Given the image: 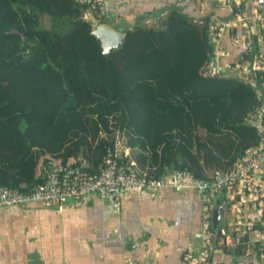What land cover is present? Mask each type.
Returning <instances> with one entry per match:
<instances>
[{"label":"trees","instance_id":"1","mask_svg":"<svg viewBox=\"0 0 264 264\" xmlns=\"http://www.w3.org/2000/svg\"><path fill=\"white\" fill-rule=\"evenodd\" d=\"M88 13L104 23L79 0H0V185L43 183L45 156L94 171L117 142L130 150L121 161L146 178L188 170L204 179L258 143L257 90L206 71L212 14L194 20L175 8L157 26L139 22L107 57ZM223 251L234 260L213 264H240L241 249Z\"/></svg>","mask_w":264,"mask_h":264},{"label":"crops","instance_id":"2","mask_svg":"<svg viewBox=\"0 0 264 264\" xmlns=\"http://www.w3.org/2000/svg\"><path fill=\"white\" fill-rule=\"evenodd\" d=\"M107 26L121 33L141 22L157 26L169 11L178 8L194 20L217 14L223 21H232L236 4L232 0H107ZM237 8V7H236ZM85 18L99 26L91 14ZM238 30L228 29L220 42L221 65H231L241 50L233 37ZM234 74L233 72H227ZM119 155L129 156L128 149L116 144ZM124 149V150H123ZM50 160L45 156L36 169L43 178ZM76 160H70L74 163ZM82 165L90 168L82 160ZM132 160H129V162ZM223 207L215 230L224 229L233 241L225 249L244 253L240 264H264L253 253L252 235L236 237L233 214ZM253 221L256 210L246 211ZM261 228L260 225L256 229ZM203 211L199 196L190 189L166 187L140 195L125 193L118 203L96 194L83 201L70 199L61 210L31 204L19 209H0V264H187L184 253L198 250L203 243ZM214 262H232L234 258L219 251Z\"/></svg>","mask_w":264,"mask_h":264},{"label":"built area","instance_id":"3","mask_svg":"<svg viewBox=\"0 0 264 264\" xmlns=\"http://www.w3.org/2000/svg\"><path fill=\"white\" fill-rule=\"evenodd\" d=\"M232 1L237 7L232 21H223L217 14H212L207 21L214 54L206 71L211 76L233 72L257 90L260 104L252 113L249 123L258 130L260 138L256 145L248 148L236 160L229 172H217L200 179L188 170H169L161 178H146L140 174L133 161H121L116 146L106 151L94 171L50 159L45 166L43 183L32 190L0 185V209H19L38 204L43 208L61 210L70 199L83 201L94 194L118 203L128 191L145 195L166 187L186 188L199 196L203 211V243L198 250L188 249L184 253L187 264H213L214 255L232 244L233 239L226 230H216L219 233L217 237L213 229L215 200L219 196L223 198L230 214H233L238 232L236 237L242 239L244 233H251L252 251L264 263V0ZM79 2L97 11L103 20L109 14L107 0ZM228 29L238 30L233 43L241 53L231 65L222 66L218 49ZM251 209L258 213L253 221L246 217V211ZM258 225L261 228L256 229Z\"/></svg>","mask_w":264,"mask_h":264},{"label":"water","instance_id":"4","mask_svg":"<svg viewBox=\"0 0 264 264\" xmlns=\"http://www.w3.org/2000/svg\"><path fill=\"white\" fill-rule=\"evenodd\" d=\"M102 45L103 54L109 57L113 50H117L122 46L123 35L106 24H100L92 31ZM223 207L219 201L216 202V210L214 212V226L217 227L222 216Z\"/></svg>","mask_w":264,"mask_h":264},{"label":"rangeland","instance_id":"5","mask_svg":"<svg viewBox=\"0 0 264 264\" xmlns=\"http://www.w3.org/2000/svg\"><path fill=\"white\" fill-rule=\"evenodd\" d=\"M40 25L42 28H49L51 26V22L49 21L48 17L44 15H40ZM119 146L123 148V144L119 142ZM124 150V149H123ZM130 151V150H129ZM120 152V151H119Z\"/></svg>","mask_w":264,"mask_h":264}]
</instances>
